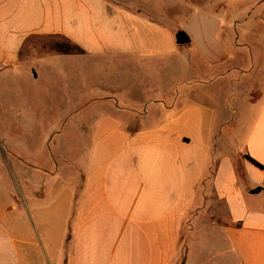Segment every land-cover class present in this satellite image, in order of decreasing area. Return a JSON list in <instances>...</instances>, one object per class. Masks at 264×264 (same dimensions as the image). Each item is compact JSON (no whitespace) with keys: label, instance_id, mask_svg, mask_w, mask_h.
Returning a JSON list of instances; mask_svg holds the SVG:
<instances>
[{"label":"crops","instance_id":"1","mask_svg":"<svg viewBox=\"0 0 264 264\" xmlns=\"http://www.w3.org/2000/svg\"><path fill=\"white\" fill-rule=\"evenodd\" d=\"M25 66L0 264H264V0H0Z\"/></svg>","mask_w":264,"mask_h":264},{"label":"rangeland","instance_id":"2","mask_svg":"<svg viewBox=\"0 0 264 264\" xmlns=\"http://www.w3.org/2000/svg\"><path fill=\"white\" fill-rule=\"evenodd\" d=\"M26 66L24 67V74L22 75L23 81H16V78L9 74H4V78L0 79V131L3 134H6L7 137L12 136L14 131H18V133H25L23 130V124L21 121H14V117L16 116L11 111L14 110L13 107L10 106L11 101H18V100H25V99H34V100H43V99H51L48 96L49 92L43 91L42 85L43 80L39 77L38 80L33 81L32 84L25 83V75ZM52 100V99H51ZM41 103L33 104V110H35V116L38 118H42L43 112L45 111ZM51 110V107H50ZM42 111V112H41ZM37 126H42L43 123L39 122L36 124ZM33 143L29 146H36V148H41V141L39 139L31 140ZM21 142V143H19ZM25 140L24 139H2L1 141V148H2V164L5 166L11 162L13 159L12 149L10 150L11 146L21 153L25 152ZM36 144V145H35ZM18 147V148H16Z\"/></svg>","mask_w":264,"mask_h":264},{"label":"water","instance_id":"3","mask_svg":"<svg viewBox=\"0 0 264 264\" xmlns=\"http://www.w3.org/2000/svg\"><path fill=\"white\" fill-rule=\"evenodd\" d=\"M176 40H177L178 44H184V43L188 42V40L185 38L184 34H182V33L177 34Z\"/></svg>","mask_w":264,"mask_h":264}]
</instances>
